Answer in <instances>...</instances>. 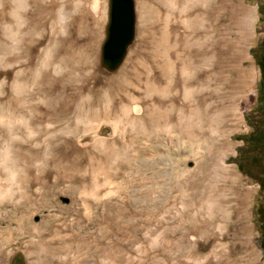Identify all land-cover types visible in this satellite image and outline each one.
<instances>
[{
  "label": "rangeland",
  "instance_id": "1",
  "mask_svg": "<svg viewBox=\"0 0 264 264\" xmlns=\"http://www.w3.org/2000/svg\"><path fill=\"white\" fill-rule=\"evenodd\" d=\"M107 1L0 0V146L8 145L15 154L20 150L16 139L11 144L4 136L11 127L8 119L16 120L18 72L29 82L36 70L46 72L45 82L41 75L37 85H28L33 99L42 98L38 92L47 86L54 91L49 97L51 106L64 104L72 108L66 119L52 115L49 122L51 128L66 126V140L40 137L35 143H18L25 145L21 158L25 152L33 156L37 153L39 160L48 159L47 167L54 172L44 180L50 181L46 188H28L20 181L22 171L16 173L9 188L6 180L1 181L0 264H13L16 255L17 264H264L255 221V210L261 203L258 185L243 176L232 161L236 148L242 145L235 137L250 131L244 116L256 101L259 70L251 50L263 36L257 8L264 5V0H220L240 1L254 11L242 59L239 61L234 54L218 55L223 62L216 71H223L228 78L224 92L235 98L237 107L235 127L226 133L224 144L222 140L215 141L210 151L213 154L223 144L221 161L227 179H212L207 152L195 148L198 154L191 155L185 139L174 141L161 133L147 138L136 136L133 130L129 133L133 118L142 121L148 112L145 108L159 106L160 96L153 94L149 98L144 86L152 81L158 85L162 64L159 42L165 25L177 28L170 31L172 43L185 32L173 0L169 8L160 0H133L134 38L119 66L107 71L100 62ZM196 39L200 42V35ZM44 61L49 65L39 69ZM59 62L62 71L56 74L53 66ZM60 87L64 92L55 97ZM121 106L127 107L128 116L122 117L113 133L109 130L101 138L102 145L95 147L92 142L77 139V134L85 133L94 122H79L77 134H69L77 124L76 117L90 120L94 115L92 119L97 118V123L105 121L113 128L112 121ZM14 124L16 127V121ZM59 146L64 151L55 153L67 154L65 160L51 163V153ZM71 159L81 164L78 172L67 178L65 171H73ZM128 159L134 160L130 167ZM22 162L17 164L18 169ZM2 164L6 173L10 162ZM214 185L222 187L228 197V217L222 222L221 232L217 223L212 229H196L194 223L199 220L195 217L207 220L210 211L207 207L198 211L199 204L193 196L203 190L208 194V188ZM118 213L129 215L118 219ZM168 242L174 247H166V253L163 244Z\"/></svg>",
  "mask_w": 264,
  "mask_h": 264
},
{
  "label": "bare ground",
  "instance_id": "2",
  "mask_svg": "<svg viewBox=\"0 0 264 264\" xmlns=\"http://www.w3.org/2000/svg\"><path fill=\"white\" fill-rule=\"evenodd\" d=\"M160 2L163 6L165 5L169 8L171 0H160ZM173 3L177 6L175 12L181 18L180 25L185 34L182 36L177 35L176 42L172 43L170 42V31L172 32L176 27L173 26V24H169L168 26L167 24L165 25L159 42V46L162 50V64L159 68L160 75L158 85L152 81L147 82L146 86H144L145 94L149 98L153 94L160 96L159 106H149L145 108L148 112L145 114L142 121L133 118V123L131 122V125L128 124L129 133L130 130H133L136 136L145 138L153 137L156 133H161L174 141L177 139H185L190 144V147L187 149L190 150L191 155L198 154L195 148L203 150L205 153L207 152L209 156H207L209 166L212 170V179H227L228 176L221 161L223 154L222 145L225 143L224 137L226 133L237 123V107L235 98L232 99L233 97H228L224 92L228 78L225 79V75L222 74L223 71L220 72L221 74L216 71L217 68L222 66L223 62L219 60L218 55L221 56L224 55V53L226 55L234 54L236 59L240 57L239 61L242 59L244 47L250 40V30L254 22V11L250 6H243L240 1L224 3L220 0H173ZM165 10L166 9H164V11ZM172 10V12H174V8ZM162 14L164 15V13ZM189 15L194 16L190 18L188 17ZM196 35H200V42V39L194 40ZM32 56L33 53H30L29 64L32 62ZM48 65L49 61H44L39 64V69H46ZM53 69L56 74L60 73L62 71V63L59 62L54 65ZM198 70L199 72L197 73L196 71ZM194 73H197V75H193ZM41 75V80L45 82L48 77L47 73L44 72L43 74L40 70H36L35 77L31 79V82H29L28 79H24L25 75L22 73L18 72L16 76V120L9 121L8 119L7 124L10 123L11 127L4 136L6 139H9L7 142H11V144L14 139H16V146L20 148V150L16 149L17 151L15 154L8 145L0 146V195L3 190L1 181L6 180V185H8L9 188L11 184H14L16 173L18 172H23L20 181L26 183L28 188L35 185L40 186V188H46L50 181L44 180H49L50 174L54 172L47 167L48 159H46L45 162L39 160L36 152V156L29 155V152V154H26L25 152L21 158L20 152L24 153L21 149H23L25 145L21 146L18 143L24 140L35 143L40 137H50L48 141L50 139L66 140L65 137L67 136L66 134H68L66 126L51 128L52 125L49 122L52 115H56L57 118L66 119L67 114L72 109L71 106H65L64 104L63 106H51L49 97L54 94V91L51 92L52 89L51 91L48 90L49 87L47 86H41L43 88L39 90L40 92H37L42 98L38 97L35 100L33 99L32 91H28L29 83H35L37 85ZM179 86L181 88L177 91V87ZM63 90V87L57 88L55 97L56 95L60 96V92H64ZM196 95L198 96L197 100L194 99ZM74 97H72L71 100H73ZM180 101L181 103H179ZM75 112H77L78 115L80 114L79 110H75ZM127 112L126 106L120 107L119 114L115 116L112 121L113 128L111 129L105 121L97 123V118L94 117L92 119L94 115L90 117V120L88 118V120H81L76 117L77 124H75L73 130L69 131V134H77L79 131L77 130L79 122L85 125L94 122L91 128L87 129L85 133L77 134V139L80 142H92L95 147L99 144L102 145L103 139L101 138L105 137L109 130L113 133L122 122V117L126 118V116H128ZM10 117L11 116H9V118ZM15 121L16 127L14 124ZM14 131H16V135H13ZM219 140H222L223 144L219 145L217 151L214 150L213 154H211L212 152L210 153V151L213 143ZM185 146H187V144ZM62 148L63 147L59 146L54 150L53 154L51 153V163L65 160V155L67 154L57 156L55 153ZM16 156H18V158H16ZM71 157H73V155ZM21 160L24 162H22L21 168L18 169L17 164L20 163ZM3 161L10 162V165H7L8 168L6 173H4ZM132 161L134 160L128 159L126 161L127 166L130 167ZM80 164V161L75 162L71 159L70 167L73 171L69 172L67 169L65 171V177L71 178L73 176L72 172H78V165ZM33 171H35V173H32ZM26 173L30 174L29 177L26 176ZM3 174H5L4 177H1ZM60 178H63V176ZM198 195L200 196L197 197ZM193 197L197 198L199 204L198 211H203L204 207H207L208 211H210L207 220H201L200 217H195L196 220H199L195 221V228L212 229L210 227L217 223V229L221 232L222 222L225 221L224 219L228 217L229 213V207L227 206L228 197L224 194V189L216 185L210 186L208 188V194L203 190L200 194L196 192V196L194 194ZM111 209L110 207V210ZM128 215V213H118L116 218L126 219ZM109 216L113 217L112 214H109ZM166 247L169 250L174 246L169 242L163 244L164 252L168 253V250H165ZM18 258L19 256L17 257V255L14 257L13 264L18 263ZM129 263L126 262V264ZM106 264L112 263L108 262Z\"/></svg>",
  "mask_w": 264,
  "mask_h": 264
},
{
  "label": "trees",
  "instance_id": "3",
  "mask_svg": "<svg viewBox=\"0 0 264 264\" xmlns=\"http://www.w3.org/2000/svg\"><path fill=\"white\" fill-rule=\"evenodd\" d=\"M258 22L264 26V5L257 8ZM255 65L259 70L256 84V101L254 107L244 116L250 131L235 137L242 145L236 148L232 159L238 171L258 185L261 203L255 210V221L260 233L259 248L264 256V30L261 40L251 50Z\"/></svg>",
  "mask_w": 264,
  "mask_h": 264
},
{
  "label": "water",
  "instance_id": "4",
  "mask_svg": "<svg viewBox=\"0 0 264 264\" xmlns=\"http://www.w3.org/2000/svg\"><path fill=\"white\" fill-rule=\"evenodd\" d=\"M135 14L133 0H108L105 37L100 48L101 66L115 70L124 59L134 38Z\"/></svg>",
  "mask_w": 264,
  "mask_h": 264
}]
</instances>
